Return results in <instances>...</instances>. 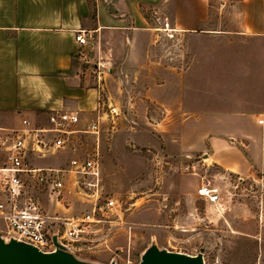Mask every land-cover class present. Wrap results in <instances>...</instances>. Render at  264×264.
<instances>
[{
	"label": "rangeland",
	"instance_id": "rangeland-1",
	"mask_svg": "<svg viewBox=\"0 0 264 264\" xmlns=\"http://www.w3.org/2000/svg\"><path fill=\"white\" fill-rule=\"evenodd\" d=\"M238 1H211V17L226 22L224 29L228 28L227 10ZM148 15L154 26L164 28L157 35L158 57L132 59L134 68L117 53L120 46L115 40L114 50L109 52L108 46V56L100 58L94 34L87 35L91 47L81 57L82 80L98 88L103 113L109 115L101 121L104 199L113 197L121 203L124 229L107 247L77 257L93 264H140L142 256L157 246L193 257L203 250L205 264H264V185L226 173L182 143V133L187 136L193 129L199 147L200 132L206 127L218 131L216 125L210 126L216 120L206 115L213 110L242 109L264 120V36L199 32L169 43L172 35L162 23L164 18L150 11ZM165 70L177 75L175 124L161 118L158 124L159 116H167L166 108L139 91L143 84L149 89L167 84L168 78L159 75ZM185 108L199 113L188 129L180 123ZM112 110H116L113 118ZM95 119L96 112L84 118L83 125ZM232 119L233 124L238 121ZM17 123L0 117L1 126ZM224 131L236 133L237 126H225ZM81 136L84 148L91 150L95 138ZM59 156L62 161H55ZM73 157L65 152L37 164L66 166ZM204 185L218 190V204L199 196ZM47 207L57 215L63 209L70 217L83 210L79 203Z\"/></svg>",
	"mask_w": 264,
	"mask_h": 264
},
{
	"label": "crops",
	"instance_id": "crops-1",
	"mask_svg": "<svg viewBox=\"0 0 264 264\" xmlns=\"http://www.w3.org/2000/svg\"><path fill=\"white\" fill-rule=\"evenodd\" d=\"M211 1L214 0H0V117L19 122L25 116L39 126H46L50 112H76L83 120L94 113L100 93L82 80L81 57L91 46L76 41L81 31L86 36L94 34L93 45L100 58L108 56L105 51L108 46L109 52L114 50L111 42L115 40V45L120 46L117 53L126 56L124 62L129 66L132 59L145 61L158 57L157 35L164 28L154 26L144 12L164 18L162 23L172 35L167 38L169 43L186 40L199 32L264 36V0H239L231 6L227 10L230 17L226 16L227 22L231 21L230 28L226 30V22L211 17ZM235 28L240 30L234 31ZM132 66L135 67L133 62ZM159 75L168 78L167 84L164 81L152 89L143 84L139 91L166 108L168 114L159 116L158 124H162L161 119L175 124L177 75L171 70L160 71ZM183 112L185 117L180 123L182 129H188L189 121L199 113L187 108ZM206 115L216 120L210 126L216 125L218 131L206 127L200 132L203 136L200 147L194 144L197 141L194 136L198 138L195 129L187 136L182 133L183 145L189 151L202 153L203 158L208 157L228 174L264 185L261 119L256 113L242 109L231 113L213 110ZM232 118L238 121L233 124ZM225 126H237V132L226 133ZM61 157L55 161L61 162ZM57 164L50 167L67 166ZM59 212L65 215L63 209Z\"/></svg>",
	"mask_w": 264,
	"mask_h": 264
},
{
	"label": "built area",
	"instance_id": "built-area-1",
	"mask_svg": "<svg viewBox=\"0 0 264 264\" xmlns=\"http://www.w3.org/2000/svg\"><path fill=\"white\" fill-rule=\"evenodd\" d=\"M76 41L87 46L86 32H79ZM102 107L98 100L97 119L83 126L79 113L64 111L50 112L46 126L25 116L17 125H0V236L6 243L16 240L53 253L56 238L77 257L107 247L124 229L121 203L113 197L104 199L101 121L109 115ZM81 135L95 138L91 150L84 148ZM65 152L74 156L66 167L37 164ZM198 194L213 204L220 202L218 190L210 185L202 186ZM73 203L81 204L80 215L52 214L47 207Z\"/></svg>",
	"mask_w": 264,
	"mask_h": 264
},
{
	"label": "water",
	"instance_id": "water-1",
	"mask_svg": "<svg viewBox=\"0 0 264 264\" xmlns=\"http://www.w3.org/2000/svg\"><path fill=\"white\" fill-rule=\"evenodd\" d=\"M54 242L57 250L53 253H44L16 240L6 243L0 236V264H93L82 261L64 250L56 238ZM202 252L193 257L152 246L142 256L140 264H205Z\"/></svg>",
	"mask_w": 264,
	"mask_h": 264
},
{
	"label": "trees",
	"instance_id": "trees-1",
	"mask_svg": "<svg viewBox=\"0 0 264 264\" xmlns=\"http://www.w3.org/2000/svg\"><path fill=\"white\" fill-rule=\"evenodd\" d=\"M145 13V16H146V18L149 20L150 19V17H149V15H148V13H146V12H144ZM93 19L95 20L96 19V11H95V9H94V12H93ZM78 258V257H77ZM79 259V258H78ZM86 262H88V261H86Z\"/></svg>",
	"mask_w": 264,
	"mask_h": 264
}]
</instances>
